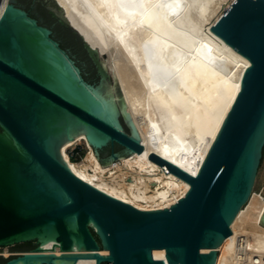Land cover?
Wrapping results in <instances>:
<instances>
[{"label": "water", "instance_id": "1", "mask_svg": "<svg viewBox=\"0 0 264 264\" xmlns=\"http://www.w3.org/2000/svg\"><path fill=\"white\" fill-rule=\"evenodd\" d=\"M210 29L250 64L195 175L148 155L189 188L168 208L140 210L74 175L60 154L80 134L101 168L142 149L113 68L111 82L101 64L104 53L55 0L7 1L0 15V247H33L0 255V264H214L264 155V0H233ZM54 246L86 253L29 252Z\"/></svg>", "mask_w": 264, "mask_h": 264}, {"label": "bare ground", "instance_id": "2", "mask_svg": "<svg viewBox=\"0 0 264 264\" xmlns=\"http://www.w3.org/2000/svg\"><path fill=\"white\" fill-rule=\"evenodd\" d=\"M55 1L88 45L104 53L107 62L101 60V64L111 78L113 68L124 111L142 145L140 152L101 168L80 134L63 145L62 158L74 175L111 197L140 210L168 208L189 183L148 155L152 152L195 175L250 64L210 29L233 0ZM6 4L0 2V15ZM79 140L85 142L87 152L80 161H73L67 149ZM262 214L264 195L252 190L230 222L231 234L215 247L214 264H240V251L248 257L252 253L264 256ZM3 250L6 255L8 248ZM29 252L86 253L63 252L55 246ZM152 254H161L165 260L163 249Z\"/></svg>", "mask_w": 264, "mask_h": 264}, {"label": "rangeland", "instance_id": "3", "mask_svg": "<svg viewBox=\"0 0 264 264\" xmlns=\"http://www.w3.org/2000/svg\"><path fill=\"white\" fill-rule=\"evenodd\" d=\"M4 1H8V0H0V2H4ZM107 73H108V79L112 82V78L108 71ZM67 151L69 153L71 160L80 161L87 152V146L83 140H79L74 145L69 147ZM72 157H75V159H72ZM253 191L260 192L262 195H264V155H262V158L260 160V163L257 169V173H256L254 185H253ZM27 245H31V242L17 244V245H13L9 247L17 246L18 248H20V247L27 246Z\"/></svg>", "mask_w": 264, "mask_h": 264}, {"label": "built area", "instance_id": "4", "mask_svg": "<svg viewBox=\"0 0 264 264\" xmlns=\"http://www.w3.org/2000/svg\"><path fill=\"white\" fill-rule=\"evenodd\" d=\"M235 246L237 250L241 248V241L240 239L236 241ZM6 248H9V246H5ZM5 247H0V255L3 257H7L9 254H21L22 252H11L9 249L7 251V254H3L2 250ZM237 258L240 261V264H264V256L258 255V253H252L251 255H247V253L240 251V253L237 254ZM110 264V263H107Z\"/></svg>", "mask_w": 264, "mask_h": 264}, {"label": "trees", "instance_id": "5", "mask_svg": "<svg viewBox=\"0 0 264 264\" xmlns=\"http://www.w3.org/2000/svg\"><path fill=\"white\" fill-rule=\"evenodd\" d=\"M56 21H57V25L60 26V27H61V28L67 33V34H69V36H70V37L73 39V41H74V42L80 47V49H82L83 52L86 53V51H85V49H84V47H83V44H82L81 40L79 39V37H78L76 34H74L70 28H68V27H66V26H64V25H62V24H60L58 20H56ZM63 45H64V44H62V46H63ZM86 54H87V53H86ZM72 159H75V157H72Z\"/></svg>", "mask_w": 264, "mask_h": 264}, {"label": "flooded vegetation", "instance_id": "6", "mask_svg": "<svg viewBox=\"0 0 264 264\" xmlns=\"http://www.w3.org/2000/svg\"><path fill=\"white\" fill-rule=\"evenodd\" d=\"M25 10L29 13V15H31L32 17L34 18H37L36 16H34L27 8H25ZM61 47L62 44H60ZM64 48V47H63ZM33 246H27L25 248H18L17 246H14V247H9L8 249L11 251V252H20V251H23V250H27V249H31Z\"/></svg>", "mask_w": 264, "mask_h": 264}]
</instances>
